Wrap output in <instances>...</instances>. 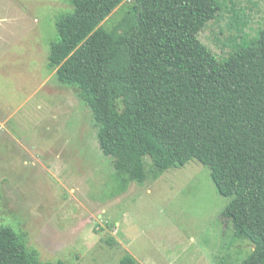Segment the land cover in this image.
Returning <instances> with one entry per match:
<instances>
[{"label":"rangeland","instance_id":"374dc122","mask_svg":"<svg viewBox=\"0 0 264 264\" xmlns=\"http://www.w3.org/2000/svg\"><path fill=\"white\" fill-rule=\"evenodd\" d=\"M226 1L199 32L220 58L245 22L251 37L264 27V0ZM69 9L65 0H0V228H14L42 264H121L127 253L141 264H240L254 243L234 238L222 217L232 198L209 166L193 158L121 183L80 90L48 64Z\"/></svg>","mask_w":264,"mask_h":264},{"label":"trees","instance_id":"16d2710c","mask_svg":"<svg viewBox=\"0 0 264 264\" xmlns=\"http://www.w3.org/2000/svg\"><path fill=\"white\" fill-rule=\"evenodd\" d=\"M65 1L48 64L80 90L121 183L198 159L232 198L222 217L234 238L254 243L240 264H264V27L251 37L245 22L220 58L199 32L226 0ZM0 264L42 263L7 226ZM121 264L141 263L127 253Z\"/></svg>","mask_w":264,"mask_h":264},{"label":"crops","instance_id":"0c3cea01","mask_svg":"<svg viewBox=\"0 0 264 264\" xmlns=\"http://www.w3.org/2000/svg\"><path fill=\"white\" fill-rule=\"evenodd\" d=\"M4 37H5V39H6V34L4 35ZM55 71V73H56V70H54Z\"/></svg>","mask_w":264,"mask_h":264}]
</instances>
